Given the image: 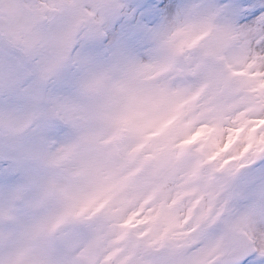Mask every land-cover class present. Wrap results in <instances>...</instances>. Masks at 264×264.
Masks as SVG:
<instances>
[{
    "label": "snow or ice",
    "instance_id": "obj_1",
    "mask_svg": "<svg viewBox=\"0 0 264 264\" xmlns=\"http://www.w3.org/2000/svg\"><path fill=\"white\" fill-rule=\"evenodd\" d=\"M21 11L0 38V264H264V0Z\"/></svg>",
    "mask_w": 264,
    "mask_h": 264
},
{
    "label": "rangeland",
    "instance_id": "obj_2",
    "mask_svg": "<svg viewBox=\"0 0 264 264\" xmlns=\"http://www.w3.org/2000/svg\"><path fill=\"white\" fill-rule=\"evenodd\" d=\"M6 3L7 0H0V38L4 36L3 32L19 36L25 26L23 21H16L17 18H13L12 7H6ZM22 5L23 0H21V6ZM19 18H21V16H19ZM207 35V33L201 34L196 42L199 43L200 40L206 39Z\"/></svg>",
    "mask_w": 264,
    "mask_h": 264
},
{
    "label": "bare ground",
    "instance_id": "obj_3",
    "mask_svg": "<svg viewBox=\"0 0 264 264\" xmlns=\"http://www.w3.org/2000/svg\"><path fill=\"white\" fill-rule=\"evenodd\" d=\"M17 1L18 0H7L6 7L16 5Z\"/></svg>",
    "mask_w": 264,
    "mask_h": 264
}]
</instances>
